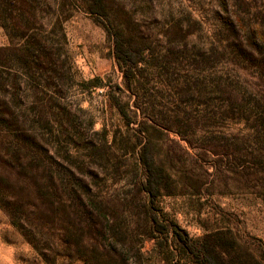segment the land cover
<instances>
[{"label":"rangeland","instance_id":"rangeland-1","mask_svg":"<svg viewBox=\"0 0 264 264\" xmlns=\"http://www.w3.org/2000/svg\"><path fill=\"white\" fill-rule=\"evenodd\" d=\"M90 4L0 0V264H94L87 246L57 257L44 185L111 201L104 243L130 264H186L144 211L141 142L171 178L161 224L264 264V0H109L101 21ZM102 22L145 47L128 80Z\"/></svg>","mask_w":264,"mask_h":264},{"label":"trees","instance_id":"trees-1","mask_svg":"<svg viewBox=\"0 0 264 264\" xmlns=\"http://www.w3.org/2000/svg\"><path fill=\"white\" fill-rule=\"evenodd\" d=\"M90 1L89 10L96 15L97 20H100L98 15H104L108 18L109 0ZM119 10L123 12L124 19L129 21L130 17L125 10L123 8ZM104 27L112 37L114 55L123 66L124 77L128 80L130 75H133L134 69H137L138 65L145 61L143 55L145 47H124L120 34L106 25ZM90 85L100 87L102 82L95 79L90 82ZM115 105L119 108L121 114L126 116L125 110L118 101ZM141 144L139 160L146 175V181L142 188V192L146 197L144 211L150 221L158 228L157 231L164 233L166 248H170L171 244L169 242L173 241L178 252L186 260V264H263L262 260L255 258L245 250L242 251L238 244L222 233H214L212 236L207 235L199 240L190 236L188 232L174 222L161 224L157 213L153 210L159 201L158 199L162 195H168L166 192L171 189V178L164 168L157 164L153 151L148 144L143 142ZM45 187L44 185L43 189L37 191L36 217L40 214L49 215L58 218L63 226V229L59 230L55 238V242L61 249V251L56 252L57 257L70 252L73 247L81 250L87 246L92 255L91 257H94V264H130L129 258L123 249L108 247L104 243L107 232L104 229L106 227L104 221H107L109 214L114 215L112 206L108 204L111 201H103L100 204L92 202L93 204H90V202H85L84 199L80 198L79 202L76 203L78 207L73 208L74 205L71 204L70 200L61 198L56 187L50 185ZM54 197L57 200L52 199ZM32 219L35 221V217ZM36 225L47 227L48 223L42 222ZM116 237L122 239L120 234L117 233ZM31 243L34 245V242L31 241ZM85 261L87 260L85 259Z\"/></svg>","mask_w":264,"mask_h":264}]
</instances>
